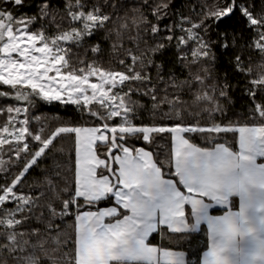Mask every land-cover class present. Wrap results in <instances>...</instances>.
Here are the masks:
<instances>
[{"label": "snow or ice", "instance_id": "1", "mask_svg": "<svg viewBox=\"0 0 264 264\" xmlns=\"http://www.w3.org/2000/svg\"><path fill=\"white\" fill-rule=\"evenodd\" d=\"M23 2L0 0V82L14 90L0 91V97L27 104L0 108V115L7 113L0 125V154L14 153L20 164L19 171L12 174L11 165L5 167L6 161L0 159V173L12 177L0 184V264H186L176 252L152 245L149 237L157 232L163 235L161 226L173 234H183L180 238L189 237L202 222L207 223L212 239L203 264H227L225 253L239 251L253 224L257 250L252 258L257 253L264 255V219L255 222L251 215L264 212V204L257 205V200L264 198V103H256L250 113L252 126L243 118L225 117L224 103L218 97L227 101L230 85L226 81L222 85L208 83L209 64L216 54L212 51L214 42L207 38L210 26L239 12L255 32L247 47L255 48L264 58V7L256 13L243 0H230L223 6H208L198 22L182 21L179 27L184 35L177 38L175 47H190V53L185 51L180 57L188 69V79L173 76L167 80L161 75L163 63H157L154 56L173 41L174 26H166L170 34L163 36L158 23L171 15L170 0H141L130 12L112 0H67L70 19L66 29L57 22V13L51 11L49 3L42 0L40 15L49 17L59 29L53 36L46 35L47 24L42 25L44 30L29 31L37 16L15 17L3 7ZM148 12L156 22L149 20ZM184 23L190 26L185 28ZM98 32L104 33L103 39H112L111 58L125 71L105 69L96 59L91 63L83 59L88 55L87 38ZM73 46L83 51L75 52ZM220 46L244 47L235 35L230 43L224 40ZM90 51L95 56L104 50L97 43ZM121 52L123 55H118ZM234 60L238 69L252 72L239 52ZM258 68L259 75L247 90L252 97L257 88L264 94V63ZM52 72L55 75L50 76ZM93 76L98 83L89 82ZM157 82L165 86L158 88ZM194 83L198 90L191 100H185L181 93L190 92ZM137 93L149 98L148 108L133 99ZM38 101L77 105L81 117L87 114L89 122L64 124L45 135L46 118L29 115ZM93 104L98 107H89ZM141 109L149 113L147 124L136 123ZM113 118H118L117 123H109ZM31 119L36 120L38 130L30 131ZM163 134H170L173 150L171 156L164 152L158 162L152 151L131 143L142 140L160 147L157 140ZM222 134H234L238 150H233ZM195 136L210 146L197 145ZM68 140L73 141L72 149L65 147ZM32 169L44 174L43 182L22 183ZM97 169H101L99 176ZM171 169L174 171H168ZM26 186L40 189L39 195L24 192ZM233 197H239L238 211L233 210ZM78 198L83 200L78 203ZM108 199H114L118 207L96 208ZM85 205L88 208L81 211ZM186 205L191 212H186ZM73 206L74 212L70 210ZM213 207L227 211L213 217L209 213ZM72 215L75 237L65 219ZM105 218L114 219L105 223Z\"/></svg>", "mask_w": 264, "mask_h": 264}, {"label": "trees", "instance_id": "2", "mask_svg": "<svg viewBox=\"0 0 264 264\" xmlns=\"http://www.w3.org/2000/svg\"><path fill=\"white\" fill-rule=\"evenodd\" d=\"M45 3H49V7L53 13H57V22H59L62 28L69 27V17L66 15V3L67 0H43ZM113 3L123 4L125 6V10L128 12L131 11V8L134 6H140L141 0H112ZM152 0H150V3ZM230 2V0H170L169 11L171 15L165 16L158 23L162 29L161 35L167 36L170 34L167 30L168 25H173V41L171 42L170 47H166L162 53L155 54L154 59L157 63H163L164 71L161 74L165 79L171 80L173 76L178 77L180 80L188 79V69L184 68L181 63L180 57L184 55L185 51L190 53L189 46H182L183 50L177 49L175 47L176 40L179 36L184 35L181 32L179 24L182 21L190 20L192 22H198L200 19L201 11H207V7L213 4L218 3L223 6L226 3ZM243 2L247 5L250 4L252 6V10L256 13L261 11V8L264 7V0H243ZM42 0H24L23 4L20 6H15L12 4H4L3 7L13 12L15 17H24L25 19L35 15L37 16V22L32 24L29 28V31H34L36 29H41L42 25L47 24L46 35L53 36L55 35L59 29L55 27L54 24L51 23L49 17H44L40 15ZM145 8L147 6H144ZM121 15L123 12L120 13ZM149 20L156 22L155 17L151 15V12H148ZM61 16L63 19L61 20ZM205 23H210L209 21H205ZM189 23H184V27H189ZM15 30V29H14ZM220 33H226V36H221ZM235 35L237 37V41L239 44L244 45L242 49H237L233 47H229L227 49L222 48L221 42L227 40L229 43L231 42L232 36ZM104 33L98 32L95 36H90L87 38L88 55L83 57L87 63H91L93 59H96L100 62L101 66L105 69H111L113 71H125L123 66L119 65L116 59H112V39L105 40L103 39ZM255 37V32L252 28H250L246 22V18L243 17L239 12H235L231 17H225L221 20L218 25H212L208 29L207 38L213 41L212 51L216 54V59L210 62L209 66L211 67V72L209 74L208 83H217L222 85L225 81L230 85L229 99L226 101L223 97H218L221 102L224 103L226 113L225 117L232 119H241L243 118L249 126H252L253 121L249 120L248 117L250 113L254 112L256 103H264V94L260 93L259 89H256V96L252 97L247 94L248 88L252 87L251 80L258 77L259 68L258 66L264 63V58H262L255 48L247 47L250 41H252ZM147 38V37H146ZM151 43L152 40L150 39ZM156 42H159L158 40ZM168 43L167 41H165ZM100 44L103 53H98L95 56L91 53V46L95 44ZM127 43V42H126ZM127 46H132L127 44ZM73 51L82 52L83 49H76L73 46ZM241 54L244 58L245 65L248 67H252V72L249 73L247 71H241L236 67L235 64V56L237 53ZM118 55H123V53H118ZM67 71V69H64ZM150 74L155 78V71L151 67L149 68ZM158 88H163L165 85L163 83L157 82ZM199 86L197 84H193L190 92L181 93L185 100H191L192 93H195L198 90ZM0 91L4 92H13L14 90L11 87L6 86L0 83ZM173 90L169 89L171 93ZM162 94V93H161ZM133 99H137L145 105V108L150 106L149 98L146 96H141L138 93L134 94ZM15 105L17 107H26L27 104L23 101H17L12 97H0V108ZM91 107L96 108L97 105L93 104ZM165 110L167 106L165 105ZM29 115L31 117L39 116L42 120L46 118V123L48 125V129L45 132V135L48 134L49 131L54 130L56 127L64 125V124H73L75 126H80L81 124H87L89 122L88 116L85 114L83 118L78 110V107L72 104H62L60 102H52L51 104L44 103L38 101L34 108L30 109ZM7 118V113L0 115V125H2ZM223 119V118H221ZM118 118H113L109 123L115 124L117 123ZM149 113L144 109L140 110V120L136 121V123H149ZM259 123L260 121H256ZM159 124H167L171 126L173 121H161L157 120ZM17 127L19 125L17 124ZM30 131L38 130L39 125L37 124L35 119H31L29 125ZM188 136L189 134H185ZM225 135L230 141L231 147L233 150H238V144L234 139V134H222ZM59 139V138H58ZM194 142L200 146H210L207 145L205 141H202L198 136L193 137ZM55 143V142H54ZM131 143L136 147H145L146 150L152 151L154 153V159L159 161V159L163 158V153L167 152L170 156L173 150V145L170 140V134H163V138H158L157 144L160 145H149L147 142L142 140H132ZM7 147V146H5ZM66 148H73V141L68 140L65 144ZM157 153L160 155L157 156ZM24 155V154H22ZM103 158V157H101ZM0 159L6 161L5 167L9 168V171L12 174H16L20 169V164L15 160V154H0ZM71 159L75 160V152L74 150L71 152ZM50 162V161H49ZM114 168L115 164L112 165ZM75 165L73 163V169ZM101 169L98 171V176ZM174 171V169L168 170ZM71 175V173L69 174ZM11 176L7 173H0V184L11 181ZM165 178H168L167 176ZM174 180H178V177H172ZM44 174L40 172L38 169L30 170L29 174H26L22 183L27 181L28 185H31L35 181L43 182ZM19 185L17 188L19 189ZM71 187L75 188V183L73 182ZM182 191L186 194V189L183 188L182 185H178ZM24 192L31 194V192H35L36 195H39L40 189H30L29 187H25L23 189ZM65 194V195H69ZM82 201V199H78V203ZM233 210L236 211L238 209V200L233 198ZM11 207V204H8ZM116 206L114 199H108L105 201H101L96 205V208H106ZM57 207L59 205L57 204ZM88 208L85 205L84 211ZM96 208H92L91 210L95 211ZM71 211H75V207L73 206ZM186 212H191L189 207H186ZM223 210H212L211 214L213 216H218L223 214ZM66 221L72 225V235L75 237V217L74 215L68 216L65 218ZM193 220V217H192ZM57 223L63 224L62 221H57ZM33 227H38V225L33 224ZM164 229V234L161 235L160 232L154 233L150 238L149 242L158 247L167 249L174 252H183L187 258V264H201V260L203 255L209 250V233L206 226H202L198 232L190 235L189 237L185 235L183 238H180L183 234H173L166 229V227L161 226ZM72 247V245H69Z\"/></svg>", "mask_w": 264, "mask_h": 264}, {"label": "crops", "instance_id": "3", "mask_svg": "<svg viewBox=\"0 0 264 264\" xmlns=\"http://www.w3.org/2000/svg\"><path fill=\"white\" fill-rule=\"evenodd\" d=\"M115 164V163H114ZM116 165V164H115ZM116 167H118L116 165ZM100 169H97V174H98V171ZM233 198H236L238 200V209L236 211L239 210V204H240V201H239V197H233ZM78 199H82L83 198H78ZM206 199V198H205ZM115 202V201H114ZM261 204H264V198H261V199H258L257 200V205H261ZM188 205L185 206V208L187 207ZM115 207H118L117 205ZM189 209H190V206H188ZM191 210V209H190ZM212 210H223L224 213L227 211V209H223V208H218V207H213L209 210V213L210 215L211 214V211ZM223 213V214H224ZM223 214L221 215H218V216H222ZM253 216V220L255 222H259L261 219H264V212H253L251 214ZM213 216V215H212ZM213 217H217V216H213ZM109 219H114V218H105V223L108 222ZM195 220V216H193V221ZM202 226H206L207 229H208V226H207V223L206 222H202L200 227H199V230ZM163 227H166V226H163ZM199 230H195V232H198ZM208 233H209V249L211 247V244H212V239H211V235H210V232L208 230ZM153 235V234H152ZM151 237V236H150ZM149 237V238H150ZM257 250V242L252 238V237H248L240 246L239 248V251L237 253H234L231 255V258H232V261H233V264H253V261H252V255L255 253V251ZM209 251V250H208ZM174 252V251H173ZM178 255H180L182 257V259L186 262L187 264V259H186V255L182 252H176ZM203 260H204V256L201 260V264H203Z\"/></svg>", "mask_w": 264, "mask_h": 264}, {"label": "clouds", "instance_id": "4", "mask_svg": "<svg viewBox=\"0 0 264 264\" xmlns=\"http://www.w3.org/2000/svg\"><path fill=\"white\" fill-rule=\"evenodd\" d=\"M252 232L250 233V237H253L256 235L255 232V225L252 226ZM224 259L227 261V264H232V258L231 254L225 253ZM253 264H264V255H261L260 253H257L254 258H252Z\"/></svg>", "mask_w": 264, "mask_h": 264}, {"label": "rangeland", "instance_id": "5", "mask_svg": "<svg viewBox=\"0 0 264 264\" xmlns=\"http://www.w3.org/2000/svg\"><path fill=\"white\" fill-rule=\"evenodd\" d=\"M6 39V38H5ZM60 43H64V42H60ZM0 44H2V42H0ZM37 46H40V43H38L37 44ZM36 55H40L39 53H37ZM0 56H3V53H0ZM13 57H16V54L15 53H13ZM19 59H22V58H19ZM5 75H7V73L5 72L4 73ZM49 75L51 76V75H55V73L54 72H52V73H49ZM89 82L90 83H98V79H97V77H95V76H93V77H90L89 78ZM0 83H2V82H0ZM3 84V83H2ZM6 86H8V85H6ZM10 87V86H9ZM18 87H20V86H18ZM108 87V85H105V88H107ZM24 91H30L29 89H24ZM89 94H90V90H89ZM55 102V101H54ZM70 104V103H69ZM73 105V104H72ZM75 106H77V105H75ZM92 105H90L89 107H91ZM78 107V106H77ZM3 135H6V134H3Z\"/></svg>", "mask_w": 264, "mask_h": 264}, {"label": "bare ground", "instance_id": "6", "mask_svg": "<svg viewBox=\"0 0 264 264\" xmlns=\"http://www.w3.org/2000/svg\"><path fill=\"white\" fill-rule=\"evenodd\" d=\"M87 115V114H86ZM114 164V163H113ZM183 253V252H182ZM204 256V255H203ZM187 259V258H186Z\"/></svg>", "mask_w": 264, "mask_h": 264}]
</instances>
